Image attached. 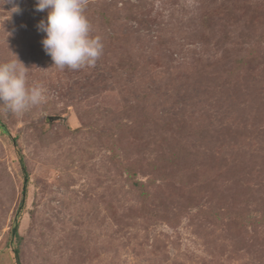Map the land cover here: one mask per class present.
I'll use <instances>...</instances> for the list:
<instances>
[{"label": "rangeland", "instance_id": "374dc122", "mask_svg": "<svg viewBox=\"0 0 264 264\" xmlns=\"http://www.w3.org/2000/svg\"><path fill=\"white\" fill-rule=\"evenodd\" d=\"M36 2L0 6V62L47 97L0 111V264H264V0H87L80 70Z\"/></svg>", "mask_w": 264, "mask_h": 264}, {"label": "clouds", "instance_id": "9594fccd", "mask_svg": "<svg viewBox=\"0 0 264 264\" xmlns=\"http://www.w3.org/2000/svg\"><path fill=\"white\" fill-rule=\"evenodd\" d=\"M12 4L11 13L21 9L16 0H2ZM87 0H37L36 11H47L37 29L46 35L41 43L53 65L63 70L94 67L102 55L103 43L85 15ZM6 44L7 38H6ZM9 48V46H8ZM0 62V111L22 117L46 102V89L40 82L29 83V69L18 57Z\"/></svg>", "mask_w": 264, "mask_h": 264}, {"label": "trees", "instance_id": "16d2710c", "mask_svg": "<svg viewBox=\"0 0 264 264\" xmlns=\"http://www.w3.org/2000/svg\"><path fill=\"white\" fill-rule=\"evenodd\" d=\"M0 129L3 131V132H6L8 133V131H6L5 127L3 125L0 124ZM13 141H15V137L13 138ZM16 146V145H15ZM16 152L18 154V158H19V165H20V169H21V172H22V175H23V189H22V198H21V201L19 203V207H18V212H19V209L22 208L23 206V202H24V199L23 197H25L26 195V188H27V182H28V179H27V173H26V169H25V166H24V162L22 160V154L20 153L19 149L17 148L16 146ZM16 213L15 217H14V220H13V223H12V226L10 228V236L12 238H15L17 240H19L20 236H19V233H18V221H17V216L19 213ZM12 253H13V257H14V262L15 264H21L20 263V260H19V248L16 244L12 245Z\"/></svg>", "mask_w": 264, "mask_h": 264}]
</instances>
